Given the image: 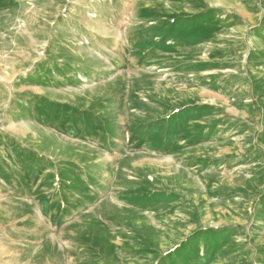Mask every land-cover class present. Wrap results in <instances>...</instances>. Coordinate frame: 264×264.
Here are the masks:
<instances>
[{
  "label": "rangeland",
  "instance_id": "rangeland-1",
  "mask_svg": "<svg viewBox=\"0 0 264 264\" xmlns=\"http://www.w3.org/2000/svg\"><path fill=\"white\" fill-rule=\"evenodd\" d=\"M0 264H264V0H0Z\"/></svg>",
  "mask_w": 264,
  "mask_h": 264
}]
</instances>
